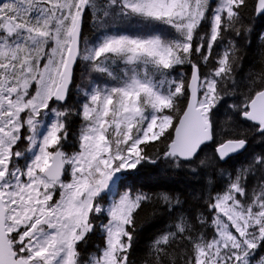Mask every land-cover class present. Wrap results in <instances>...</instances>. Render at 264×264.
Here are the masks:
<instances>
[{
    "label": "snow or ice",
    "instance_id": "obj_1",
    "mask_svg": "<svg viewBox=\"0 0 264 264\" xmlns=\"http://www.w3.org/2000/svg\"><path fill=\"white\" fill-rule=\"evenodd\" d=\"M0 264H264V0H0Z\"/></svg>",
    "mask_w": 264,
    "mask_h": 264
},
{
    "label": "trees",
    "instance_id": "obj_2",
    "mask_svg": "<svg viewBox=\"0 0 264 264\" xmlns=\"http://www.w3.org/2000/svg\"><path fill=\"white\" fill-rule=\"evenodd\" d=\"M148 238H150V237H148V236L145 237V239H148Z\"/></svg>",
    "mask_w": 264,
    "mask_h": 264
}]
</instances>
